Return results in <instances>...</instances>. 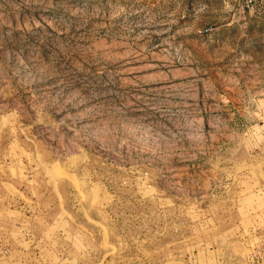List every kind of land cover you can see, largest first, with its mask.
<instances>
[{
    "label": "rangeland",
    "instance_id": "1",
    "mask_svg": "<svg viewBox=\"0 0 264 264\" xmlns=\"http://www.w3.org/2000/svg\"><path fill=\"white\" fill-rule=\"evenodd\" d=\"M241 3L0 0V264H264Z\"/></svg>",
    "mask_w": 264,
    "mask_h": 264
},
{
    "label": "built area",
    "instance_id": "2",
    "mask_svg": "<svg viewBox=\"0 0 264 264\" xmlns=\"http://www.w3.org/2000/svg\"><path fill=\"white\" fill-rule=\"evenodd\" d=\"M254 0H242L241 5L239 6L241 8V11L245 10L246 8H249L253 5ZM231 8L235 10L237 8V6H235L234 4H230Z\"/></svg>",
    "mask_w": 264,
    "mask_h": 264
},
{
    "label": "crops",
    "instance_id": "3",
    "mask_svg": "<svg viewBox=\"0 0 264 264\" xmlns=\"http://www.w3.org/2000/svg\"><path fill=\"white\" fill-rule=\"evenodd\" d=\"M235 1L237 2V1H241V0H235ZM228 2H229V1H227V5H228V7L226 6V7H227L226 9L228 10V12H229L230 14H232V13H231V9H230L231 6H230V4H228ZM201 7H203V6H201ZM201 7H200V8H201Z\"/></svg>",
    "mask_w": 264,
    "mask_h": 264
}]
</instances>
